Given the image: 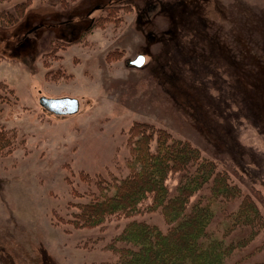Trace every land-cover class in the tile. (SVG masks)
<instances>
[{"label":"rangeland","instance_id":"rangeland-1","mask_svg":"<svg viewBox=\"0 0 264 264\" xmlns=\"http://www.w3.org/2000/svg\"><path fill=\"white\" fill-rule=\"evenodd\" d=\"M23 1L17 23L0 20V82L13 98L0 128L18 134L0 152V264L109 257L103 246L124 220L76 228L69 202L83 174L125 172V140L141 122L215 159L264 215V0H0V12ZM229 18L240 43L260 42L241 43L238 64L219 30ZM139 55L142 66L129 64ZM42 95L76 97L80 110L55 115ZM256 246L264 261V230Z\"/></svg>","mask_w":264,"mask_h":264},{"label":"trees","instance_id":"trees-1","mask_svg":"<svg viewBox=\"0 0 264 264\" xmlns=\"http://www.w3.org/2000/svg\"><path fill=\"white\" fill-rule=\"evenodd\" d=\"M27 5L23 1L2 10L0 20L17 23ZM229 20H221L219 30L238 64L244 49L238 46L254 48L260 42L251 37L240 43ZM257 33L255 38H261ZM1 84L0 117L2 105L13 99ZM17 139L14 129L0 128V152L11 151ZM125 142V172L83 174V185L69 202L76 209H68L67 222L76 228H106L112 220H124L116 223L120 230L103 246L109 257L98 264H264L255 259L262 247H254L264 230V215L254 197L215 159L189 140L147 122L133 125ZM154 213L164 225L147 218Z\"/></svg>","mask_w":264,"mask_h":264},{"label":"water","instance_id":"water-1","mask_svg":"<svg viewBox=\"0 0 264 264\" xmlns=\"http://www.w3.org/2000/svg\"><path fill=\"white\" fill-rule=\"evenodd\" d=\"M140 58H143V61H145V57L143 55H139L135 60L131 61L130 64L137 67L142 66L143 64L136 63V61ZM39 103L43 108L55 115H73L78 113L80 110V101L76 97H47L42 95L39 98Z\"/></svg>","mask_w":264,"mask_h":264},{"label":"snow or ice","instance_id":"snow-or-ice-1","mask_svg":"<svg viewBox=\"0 0 264 264\" xmlns=\"http://www.w3.org/2000/svg\"><path fill=\"white\" fill-rule=\"evenodd\" d=\"M143 58H140V59H138L137 61H136V63H138V64H143Z\"/></svg>","mask_w":264,"mask_h":264},{"label":"flooded vegetation","instance_id":"flooded-vegetation-1","mask_svg":"<svg viewBox=\"0 0 264 264\" xmlns=\"http://www.w3.org/2000/svg\"><path fill=\"white\" fill-rule=\"evenodd\" d=\"M99 7V6H98ZM129 64H130V62H129Z\"/></svg>","mask_w":264,"mask_h":264}]
</instances>
